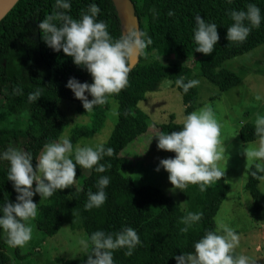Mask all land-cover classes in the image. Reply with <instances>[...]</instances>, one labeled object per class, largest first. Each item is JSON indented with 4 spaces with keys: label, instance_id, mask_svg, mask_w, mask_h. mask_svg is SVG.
I'll use <instances>...</instances> for the list:
<instances>
[{
    "label": "trees",
    "instance_id": "trees-1",
    "mask_svg": "<svg viewBox=\"0 0 264 264\" xmlns=\"http://www.w3.org/2000/svg\"><path fill=\"white\" fill-rule=\"evenodd\" d=\"M131 1L139 20V29L148 34L152 44L146 48L148 58L138 57L137 63L131 67L127 87L109 98L117 102V118L103 144L105 148L110 147L113 153L111 156L105 155L99 163L108 162L111 167L103 173L88 170L78 182L82 167L77 165L76 177L71 186L54 192L46 200L35 202L39 205L34 220L45 235L55 234L64 223H68L72 229H83L86 239L98 229L115 233L124 227H132L142 243L130 256L124 255L123 248L115 250L114 264H176L174 256L191 252L195 241L206 231L215 230L214 216L230 185L224 176L204 192H200L195 185H189L181 191L185 200V207H182L157 185L136 186L131 176L122 173L127 159L120 151L148 128L147 116L137 103L149 87L165 78L173 82L181 76L185 81L192 80V71L185 64L186 59L198 55L197 73L220 90L239 82L238 75L221 67V64L264 43V20L259 28L250 31L244 42L234 43L225 38L226 28L232 23L227 12L244 9L248 3H254L264 15V0H231V3L229 0ZM92 2L100 8L97 19L107 23L113 38H119V19L111 0H71L70 15L78 18L81 10H86ZM53 5L54 0H17L0 19V113L5 111L14 114L16 119L14 123L8 119L0 122V152L9 147L30 151L34 157L33 166L43 144L57 140L68 125V116L60 107V100H74L76 110L89 115L87 123H77L70 128L68 136L73 144L80 137H88L100 129L109 104L108 99L91 113L85 112L81 102L65 87L69 77L89 83L91 77L82 67L74 65L71 57L62 51H53L43 42L37 25L39 20L54 12ZM169 10L173 15H167ZM197 14L217 25L220 39L208 55L193 51L195 43L192 29ZM170 55V60L159 59L160 56ZM173 85L181 94L185 115L193 111L196 107L193 102L197 86L184 92ZM17 86L22 89L20 95L13 93V88ZM36 87L43 89L42 96L35 103H30L27 94ZM88 98L91 99L90 96ZM180 127L182 122H173L171 116L157 128L161 134L176 131ZM238 136L244 142L264 137L255 132L253 122L242 123ZM173 155L170 153L168 157ZM7 168L8 162L0 160V204L6 200L13 202L17 195L12 182L7 180ZM246 172L243 187L251 197L248 214L251 219H256L264 204V193L258 186L264 172L256 169L255 163L249 165ZM101 175L110 177V183L105 188L107 199L98 208L85 209L87 192L96 191V181ZM188 211H199L203 215L197 225L187 233H181L183 225L180 218ZM4 239V236H0V264H12L11 256L5 251L7 244ZM13 252L17 257H22L16 248H13ZM86 257L87 253L84 252L74 258L62 259L61 262L85 264Z\"/></svg>",
    "mask_w": 264,
    "mask_h": 264
},
{
    "label": "clouds",
    "instance_id": "clouds-1",
    "mask_svg": "<svg viewBox=\"0 0 264 264\" xmlns=\"http://www.w3.org/2000/svg\"><path fill=\"white\" fill-rule=\"evenodd\" d=\"M53 7L54 12L39 20L37 27L47 47L62 51L71 57L74 65L82 67L90 75L91 83L69 77L65 87L81 102L84 111L91 113L96 106L104 105L110 97L127 87L131 61L141 56L147 59L146 48L152 40L145 31L134 26H128L119 38H113L107 23L97 19L100 8L95 2L89 3L86 10H81L78 18L70 15L71 0H54ZM167 15L171 16L173 12L169 10ZM227 15L232 23L226 28L225 38L234 43L244 42L250 31L259 28L264 20L261 9L254 3H248L244 9H232ZM192 33L193 51L205 55L213 51L220 39L217 25L199 14L194 17ZM173 83L187 92L199 81H185L182 76L174 82L165 78L158 82V87L167 90ZM42 91L41 87L34 88L27 94V101L35 103L42 96ZM13 93L20 95L22 89L17 86L13 88ZM256 99L264 97L257 96ZM254 125L255 132L264 136V115L257 114ZM219 135L220 124L211 107L204 105L188 112L178 130L155 135L157 149L174 153L171 157L160 159L155 170L162 168L167 172L172 190L182 191L189 185H195L200 192H204L224 175L216 163L224 154ZM112 153L113 150L105 148L103 143L77 142L73 145L67 134L44 143L38 158H35V166L30 151L9 147L0 152V160L8 162L7 180L12 182L17 193L13 202L6 200L0 204V234H3L4 242L9 247L22 248L31 239V221L36 217L39 205L33 202L34 195H39L40 202L54 192L71 186L77 165L98 173L105 172L111 164L99 161ZM247 155L257 161L256 169L264 172V145ZM260 179L264 180V177ZM109 183L107 175L98 178L96 191L87 192L85 209L104 204L107 199L105 188ZM202 215L199 211L186 212L180 218L183 225L180 232L187 233L199 223ZM79 243L87 253L85 264H114L115 250L123 248L124 255L130 256L142 241L134 228L124 227L115 233L95 230ZM238 243L239 235L226 223L217 220L216 229L206 231L195 241L191 252L181 253L174 259L176 264H256L249 256L234 254Z\"/></svg>",
    "mask_w": 264,
    "mask_h": 264
},
{
    "label": "rangeland",
    "instance_id": "rangeland-1",
    "mask_svg": "<svg viewBox=\"0 0 264 264\" xmlns=\"http://www.w3.org/2000/svg\"><path fill=\"white\" fill-rule=\"evenodd\" d=\"M171 57V55L161 56V59L170 60ZM197 59L198 55H194L185 60V64L191 68L192 79L199 81L196 85V99L193 102L196 105L194 110L208 105L212 108L215 118L220 124L219 140L224 147V154L216 163L217 167L224 172L223 176L230 185L214 216L215 229L217 220L226 223L239 235V243L234 254H243L255 260L256 264H264V204L259 217L251 219L248 214L251 197L243 187L247 168L249 165L257 163L247 153L264 145V137L244 142L238 136V129L242 123H254L257 114L264 115V99H256L257 96L264 97V63L262 62L264 43L222 62L221 67L234 71L239 77L237 84L225 90H220L217 85L197 73ZM59 105L68 116V125L60 136L62 134L69 135V130L73 125L89 121L87 113L76 110L74 100L62 99L59 101ZM137 106L146 114L149 124L144 133L129 142L120 151L121 155L127 159L126 167L122 169V173L131 176L136 186L141 184L159 186L180 206L185 207L181 190H172V185L167 179V172L162 168L159 171L155 170L159 160L167 158L168 154L172 153L157 149L155 137V135H159L157 127L160 123L167 122L171 116L173 122H182L185 113L181 94L174 85L167 90H161L157 83L146 90ZM116 118L117 102L112 98L109 99L106 116L100 129L88 137H80L73 145L77 142L92 145L105 142ZM6 119L13 123L16 122L14 114L1 111L0 122H4ZM87 171L88 169L81 168L78 182ZM262 177H264V173ZM34 186L35 182L32 187ZM258 186L264 193V180L260 179ZM32 198L33 202H38L40 199L38 194ZM31 223L33 226L31 239L24 247H16L17 252L22 254L21 258L14 254L12 247L6 245L5 251L11 256L12 264H63L62 259L74 258L85 252L79 243L86 239L83 229H72L68 223H64L55 234L45 235L37 228L34 219Z\"/></svg>",
    "mask_w": 264,
    "mask_h": 264
},
{
    "label": "water",
    "instance_id": "water-1",
    "mask_svg": "<svg viewBox=\"0 0 264 264\" xmlns=\"http://www.w3.org/2000/svg\"><path fill=\"white\" fill-rule=\"evenodd\" d=\"M119 19L121 32L128 26L139 28V20L135 14L134 4L131 0H111ZM17 0H0V19L13 7ZM138 61V57L131 61L133 67Z\"/></svg>",
    "mask_w": 264,
    "mask_h": 264
}]
</instances>
